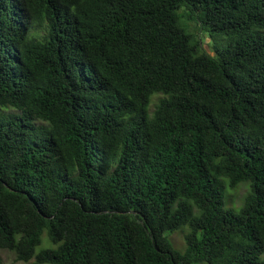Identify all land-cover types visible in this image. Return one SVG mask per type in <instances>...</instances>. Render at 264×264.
Wrapping results in <instances>:
<instances>
[{
    "label": "trees",
    "instance_id": "1",
    "mask_svg": "<svg viewBox=\"0 0 264 264\" xmlns=\"http://www.w3.org/2000/svg\"><path fill=\"white\" fill-rule=\"evenodd\" d=\"M4 251L264 264V0H0Z\"/></svg>",
    "mask_w": 264,
    "mask_h": 264
},
{
    "label": "rangeland",
    "instance_id": "2",
    "mask_svg": "<svg viewBox=\"0 0 264 264\" xmlns=\"http://www.w3.org/2000/svg\"><path fill=\"white\" fill-rule=\"evenodd\" d=\"M200 37L203 41V49L209 53L210 55L216 56L219 49L223 48L225 45L224 40L214 39L210 36L207 31H201ZM161 95H154L152 97V104L150 106V110L152 111L154 108V104L157 103ZM227 206L229 208L237 209L241 206L244 197L246 196L247 192L250 191V184L244 183L239 185L236 188H231L229 186V182H227ZM188 232V228L184 227L181 230H178L173 233H169L170 240L173 242L175 248L177 250L183 251L185 249L184 243V234ZM52 247L49 238L44 232L42 235V243L40 246L37 247V251L42 248ZM1 257L3 260V264H25L22 262H17L15 260V256L10 252H1ZM31 264V263H30Z\"/></svg>",
    "mask_w": 264,
    "mask_h": 264
}]
</instances>
